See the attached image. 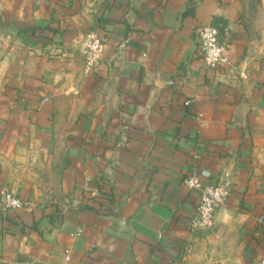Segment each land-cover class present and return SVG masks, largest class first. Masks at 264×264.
Masks as SVG:
<instances>
[{"label":"crops","instance_id":"0c3cea01","mask_svg":"<svg viewBox=\"0 0 264 264\" xmlns=\"http://www.w3.org/2000/svg\"><path fill=\"white\" fill-rule=\"evenodd\" d=\"M241 0H0V264L264 259V45ZM231 64L204 65L198 30ZM104 57L85 71V35ZM203 184L232 192L191 231Z\"/></svg>","mask_w":264,"mask_h":264},{"label":"built area","instance_id":"2783aa9c","mask_svg":"<svg viewBox=\"0 0 264 264\" xmlns=\"http://www.w3.org/2000/svg\"><path fill=\"white\" fill-rule=\"evenodd\" d=\"M198 45L205 67L219 70L231 64L226 55V46L220 41V30L213 24H207L198 30ZM105 38L97 30L88 32L83 41L81 52L85 58V71L95 70L104 57ZM185 184L190 189L200 191V202L196 215L190 221L191 231H208L214 228L216 214L221 210L232 192V185L228 180L215 184H203L196 169L185 179ZM1 203L6 208L20 209L24 202L12 190H5L1 195ZM264 264V259L257 263Z\"/></svg>","mask_w":264,"mask_h":264},{"label":"rangeland","instance_id":"374dc122","mask_svg":"<svg viewBox=\"0 0 264 264\" xmlns=\"http://www.w3.org/2000/svg\"><path fill=\"white\" fill-rule=\"evenodd\" d=\"M243 3V20L253 36L264 45V0H241ZM14 45V37L5 22L0 19V61Z\"/></svg>","mask_w":264,"mask_h":264}]
</instances>
